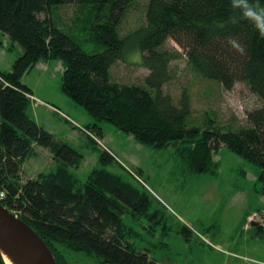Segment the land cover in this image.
Listing matches in <instances>:
<instances>
[{
	"label": "trees",
	"instance_id": "1",
	"mask_svg": "<svg viewBox=\"0 0 264 264\" xmlns=\"http://www.w3.org/2000/svg\"><path fill=\"white\" fill-rule=\"evenodd\" d=\"M133 1L0 0V34L22 49L11 70L0 71V188L5 192L1 204L43 240L56 264H69L64 250L104 264H157L135 248L121 219L129 210L153 220L158 211L150 213L144 189L109 170L113 160L86 135L100 168L83 182L72 172L82 156L30 115L31 91L21 80L39 62L63 63L61 92L93 119L85 127L90 133L102 136L99 123L105 121L144 146L174 149L197 173L214 169L213 154L225 147L257 167L259 193L264 196V105L247 114L246 128L224 131L209 120L200 129L190 125L187 96L175 105L163 91L177 55L164 48L172 40L200 78L217 82L225 91L246 84L264 101V35L239 18L230 0H148L145 24L121 37L119 29ZM67 5L77 6V20L83 17L86 22L90 40L97 45L95 53L84 51L66 32L72 27L40 19ZM131 48L141 52L139 66L148 70L143 86L110 81L111 67ZM35 146L49 150L57 166L22 181V165L35 155ZM261 215L264 220V212ZM251 225L264 232L263 226ZM179 234L191 236L185 227ZM0 264H5L1 255Z\"/></svg>",
	"mask_w": 264,
	"mask_h": 264
},
{
	"label": "rangeland",
	"instance_id": "2",
	"mask_svg": "<svg viewBox=\"0 0 264 264\" xmlns=\"http://www.w3.org/2000/svg\"><path fill=\"white\" fill-rule=\"evenodd\" d=\"M147 4L148 0L133 1L120 26L121 37L145 24ZM77 16V6L67 5L54 8L51 14L42 15L40 19L72 27L66 32L84 51L95 53L97 45L90 40L86 22L83 17L77 20ZM164 48L177 54L169 65L171 80L164 86V94L169 95L175 105L187 96L190 125L203 129L210 120L214 127L224 131L248 127L247 114L261 108L264 101L252 94L246 84L237 83L225 91L217 82L193 73L183 49L175 42L168 40ZM21 53L18 44L0 34V71H10ZM141 62L142 54L137 48L126 51L124 59L111 67L110 81L143 86L148 70L139 66ZM63 70L61 61L39 62L21 81L35 96L31 99L30 115L57 141L67 143L82 156L80 166L72 172L83 182L91 171L100 168L93 145L81 131L53 112L52 107L46 104L34 107L38 100L43 101L59 107L81 128L93 123L82 107L61 92ZM64 100L74 107H68ZM99 127L105 138L97 137L101 146L96 145L113 160L109 170L144 189L151 202L150 213L158 211L153 220L136 217L129 210L122 215V225L131 231V242L138 251H146L157 264H264V232H258L257 227L251 225L255 222L264 228L261 215L264 196L259 193V170L255 165L221 147L213 154L216 167L197 173L174 149L144 146L105 121L99 123ZM34 152L23 166L22 181L31 176L35 178L39 172H51L57 166L49 150L35 146ZM182 227L190 231L188 239L179 234ZM63 253L68 256L69 264H104L82 253L69 250Z\"/></svg>",
	"mask_w": 264,
	"mask_h": 264
},
{
	"label": "water",
	"instance_id": "3",
	"mask_svg": "<svg viewBox=\"0 0 264 264\" xmlns=\"http://www.w3.org/2000/svg\"><path fill=\"white\" fill-rule=\"evenodd\" d=\"M0 255L10 264H56L43 240L0 204ZM6 264V263H5Z\"/></svg>",
	"mask_w": 264,
	"mask_h": 264
},
{
	"label": "clouds",
	"instance_id": "4",
	"mask_svg": "<svg viewBox=\"0 0 264 264\" xmlns=\"http://www.w3.org/2000/svg\"><path fill=\"white\" fill-rule=\"evenodd\" d=\"M230 4L233 11L239 10L240 19L249 20L264 35V0H230ZM232 20L235 22L233 17ZM229 43L237 51L243 52V48L235 40H230Z\"/></svg>",
	"mask_w": 264,
	"mask_h": 264
},
{
	"label": "built area",
	"instance_id": "5",
	"mask_svg": "<svg viewBox=\"0 0 264 264\" xmlns=\"http://www.w3.org/2000/svg\"><path fill=\"white\" fill-rule=\"evenodd\" d=\"M27 98L29 100H33V98L30 96V95H27ZM31 100V101H32ZM55 113H57L62 119H64L65 121H67L68 123H70L73 127L75 128H78L79 130H81L86 136H88L92 141H94L97 145H100L101 146V143L99 142V139L95 136V134L93 133H90L89 131L81 128L78 124H76L75 122H73L72 120H70L68 117H66L64 114H62L61 112H59L58 110L56 109H52ZM135 179L136 176L130 172L129 170H127ZM5 198V192L0 188V203L1 201H3Z\"/></svg>",
	"mask_w": 264,
	"mask_h": 264
},
{
	"label": "crops",
	"instance_id": "6",
	"mask_svg": "<svg viewBox=\"0 0 264 264\" xmlns=\"http://www.w3.org/2000/svg\"><path fill=\"white\" fill-rule=\"evenodd\" d=\"M28 87V86H27ZM29 88V87H28ZM30 89V88H29ZM30 91H31V96L32 97H34L35 98V96H34V93H33V91L30 89ZM38 100V99H37ZM64 103L68 106V107H71V108H73L74 106L72 105V104H70L67 100H64ZM46 104V106H49V107H52V108H55V109H57V110H59L60 112H63V111H61V109L59 108V107H57L56 105H51V104H48L47 105V103H44L43 101H39L38 100V102L35 104V106L34 107H37L38 105L39 106H41V105H45ZM48 108V107H47ZM70 108V109H71ZM49 109V108H48ZM65 114V113H64ZM67 116H69V115H67ZM88 116V115H87ZM70 117V116H69ZM33 119L35 120V122L37 123V125L38 126H40V127H42L44 130H46L47 132L49 131L45 126H43L42 124H40L39 123V121H37V119H35V117H33ZM87 119V118H86ZM88 120V119H87ZM87 122H89V120L87 121ZM67 123V122H66ZM90 124H92V123H88V125H90ZM87 125V126H88ZM86 127V126H85ZM101 131H102V129H101ZM49 133H50V131H49ZM51 134V133H50ZM105 134L103 133V131H102V136H100L99 138H101V139H104L105 137ZM114 148H117V146L116 147H114ZM123 155L125 154V153H122ZM26 162V161H25ZM25 162H24V164H25ZM24 164L22 165V168H21V173L22 174H24L23 173V166H24ZM131 165L132 166H134L135 167V165L133 164V163H131ZM136 168V167H135ZM139 168V167H138ZM137 169V168H136ZM40 173V172H39ZM39 173H37L36 175H38ZM35 175V176H36ZM29 179H33L34 177H28Z\"/></svg>",
	"mask_w": 264,
	"mask_h": 264
},
{
	"label": "bare ground",
	"instance_id": "7",
	"mask_svg": "<svg viewBox=\"0 0 264 264\" xmlns=\"http://www.w3.org/2000/svg\"><path fill=\"white\" fill-rule=\"evenodd\" d=\"M32 103H33V102H32ZM116 162H117V161H116ZM5 263H6V264H10L6 259H5Z\"/></svg>",
	"mask_w": 264,
	"mask_h": 264
}]
</instances>
